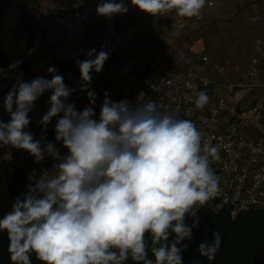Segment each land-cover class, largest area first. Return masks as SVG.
<instances>
[{
    "label": "clouds",
    "instance_id": "9594fccd",
    "mask_svg": "<svg viewBox=\"0 0 264 264\" xmlns=\"http://www.w3.org/2000/svg\"><path fill=\"white\" fill-rule=\"evenodd\" d=\"M208 0H98L95 13L111 19L128 5L153 18L169 13L185 18L201 15ZM253 20L256 18L253 17ZM76 59L80 91L88 106L78 110L69 98L76 91L54 66L51 79L31 81L21 73L7 92L0 120V147L23 150L39 163L52 158L55 172L28 186L0 219L8 236L11 264H183L200 212L220 192L212 167L220 146L203 140L195 123L178 109L155 100L113 101L105 92L99 112L92 74L102 72L109 51L102 46ZM20 63V61H18ZM191 87V85H189ZM50 92L48 111L39 123L46 132L55 119V142L28 131L36 102ZM207 91L194 106L203 110ZM191 218V223L188 219ZM222 244L219 230L202 240L199 255L215 259ZM151 253V256L149 255Z\"/></svg>",
    "mask_w": 264,
    "mask_h": 264
},
{
    "label": "built area",
    "instance_id": "2783aa9c",
    "mask_svg": "<svg viewBox=\"0 0 264 264\" xmlns=\"http://www.w3.org/2000/svg\"><path fill=\"white\" fill-rule=\"evenodd\" d=\"M16 1L23 2L31 11L34 38L23 55L0 63V108L3 115L0 120L4 122L10 117L4 110L3 101L16 78L21 73L26 81L44 75L51 78L47 73L51 64L59 71L60 66L80 59L85 41L84 26L97 16L98 0H38L36 5L31 0ZM213 4L214 0H208V5ZM202 18L201 13L198 17L177 18L175 22L178 28L184 29L187 19L195 22ZM101 19L104 27L101 44L127 43L130 51L103 67V80L91 83L97 93V113L105 92L113 101L127 98L135 104L138 97L141 101L151 98L164 108L178 109L181 118L195 123L204 141L220 146L219 156L223 160L218 164L213 161L212 165L220 177L221 190L212 201L218 207L226 208L232 217L240 212L264 209V79L260 78L264 38L255 41V54L250 57L240 81L220 85L194 68L167 71L166 62L172 53L151 56L140 28L132 25L119 27L116 16L110 20ZM201 61L208 63L210 57L203 54ZM213 67L218 71L223 69L219 63H213ZM64 82L69 88L76 89L68 102L74 103L78 110L88 106L86 93L79 90L80 76L64 78ZM217 87L223 92L215 96ZM199 91H207L215 99L204 112L194 106ZM50 94L46 92L36 102L29 114L31 123L27 130L37 140L45 137L47 141L57 143L54 139L55 119L46 132L39 123L48 111ZM57 147L62 155L66 153L62 144L57 143ZM0 158L10 161L34 183L54 174L53 166L57 163L50 157L37 163L27 152L10 146L0 147Z\"/></svg>",
    "mask_w": 264,
    "mask_h": 264
},
{
    "label": "crops",
    "instance_id": "0c3cea01",
    "mask_svg": "<svg viewBox=\"0 0 264 264\" xmlns=\"http://www.w3.org/2000/svg\"><path fill=\"white\" fill-rule=\"evenodd\" d=\"M31 1L33 5L38 2V0ZM128 7L127 13L116 16L119 27L132 25L140 28L148 42L151 56L172 53L166 62L167 71L194 68L220 85L240 81L250 57L255 54V41L264 38V0H214L213 5L207 3L202 10L203 18L200 21L187 19L184 29L177 27L175 21L181 17L174 11L166 17L153 18L138 9L131 8L130 4ZM253 17L256 19L253 20ZM103 30L102 19L99 16H95L84 26L85 41L79 60L87 58L85 53L88 50L101 49L103 45L100 36ZM105 47L109 51V59L105 65L114 63L118 56L130 51L127 43L115 41ZM203 54L210 57L208 63L201 61ZM213 63H219L223 68L222 71L215 69ZM59 73L64 78L80 76L75 61L60 66ZM92 76L91 83L104 79L101 73L93 72ZM43 77L47 78V75ZM260 78L264 79V60L260 65ZM217 90L223 92L219 87ZM216 94L218 95V92L215 90L214 95ZM214 100V96L210 95L208 105L198 111H207ZM1 110L0 108V119L3 118Z\"/></svg>",
    "mask_w": 264,
    "mask_h": 264
},
{
    "label": "trees",
    "instance_id": "16d2710c",
    "mask_svg": "<svg viewBox=\"0 0 264 264\" xmlns=\"http://www.w3.org/2000/svg\"><path fill=\"white\" fill-rule=\"evenodd\" d=\"M33 38L34 21L27 5L16 0H0V63L23 55ZM30 184L34 182L22 171L0 158V219ZM216 207L217 204L210 201L201 209L200 223L193 229L192 240H196L198 245L202 240L210 241L212 232L219 230L222 244L218 254L209 261L199 255L198 248L190 247L183 254V264H264V209L240 212L232 217L226 208L216 210ZM187 222L191 223V218ZM8 243L7 232L0 231V264H11ZM32 261L33 264H41L34 254ZM127 264L134 262L129 259Z\"/></svg>",
    "mask_w": 264,
    "mask_h": 264
},
{
    "label": "rangeland",
    "instance_id": "374dc122",
    "mask_svg": "<svg viewBox=\"0 0 264 264\" xmlns=\"http://www.w3.org/2000/svg\"><path fill=\"white\" fill-rule=\"evenodd\" d=\"M216 92H218V95L221 94L220 90H217V89H216ZM222 160H223V158L219 156V159L214 160V162L218 164V163H219L220 161H222ZM219 208H220V207H216V210L219 209ZM188 244H189V248H188L187 250H189L190 247L198 248V244H197V241H196V240L189 241ZM187 250H186V251H187Z\"/></svg>",
    "mask_w": 264,
    "mask_h": 264
}]
</instances>
